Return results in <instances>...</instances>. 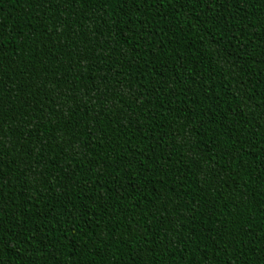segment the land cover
Instances as JSON below:
<instances>
[{"label":"trees","instance_id":"1","mask_svg":"<svg viewBox=\"0 0 264 264\" xmlns=\"http://www.w3.org/2000/svg\"><path fill=\"white\" fill-rule=\"evenodd\" d=\"M0 264H264V0H0Z\"/></svg>","mask_w":264,"mask_h":264}]
</instances>
